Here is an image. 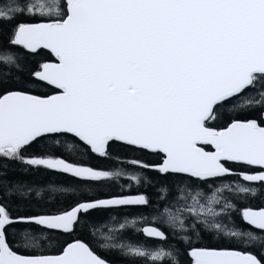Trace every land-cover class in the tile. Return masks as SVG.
Returning a JSON list of instances; mask_svg holds the SVG:
<instances>
[{
	"label": "snow or ice",
	"instance_id": "obj_1",
	"mask_svg": "<svg viewBox=\"0 0 264 264\" xmlns=\"http://www.w3.org/2000/svg\"><path fill=\"white\" fill-rule=\"evenodd\" d=\"M14 20L0 31V159L80 191L49 203L0 174V264H114L97 249L124 264H264V0H0V23ZM42 50L52 58L22 62ZM115 143L156 157L128 177L159 185L155 208L146 191H101L123 173L91 160ZM132 207L155 213L119 225H142L143 241L34 235Z\"/></svg>",
	"mask_w": 264,
	"mask_h": 264
},
{
	"label": "trees",
	"instance_id": "obj_2",
	"mask_svg": "<svg viewBox=\"0 0 264 264\" xmlns=\"http://www.w3.org/2000/svg\"><path fill=\"white\" fill-rule=\"evenodd\" d=\"M4 2H8V0H4ZM17 2H22V0H17ZM32 2V0H29ZM19 21H27V17L19 16L17 18ZM17 20H14L11 24L9 23H0V31H2L3 38L6 40L8 36L9 29L15 24ZM52 57L49 55L47 50H42L39 56H25L22 61L25 64H35L37 61L42 59H51ZM14 71V69H9ZM37 94H44L42 91ZM237 118H246L244 114H238ZM247 118H255V116H248ZM214 126H223V123H218ZM143 159V160H152L155 159L153 155L146 152H138L134 149L123 146L119 143H115L112 145V156L108 159L96 158L93 157L91 160L92 166L103 167L106 170L110 171H120L123 173L121 177L111 182V187H104L101 189L102 192L107 193L111 192H123L125 195H135L137 191H146L154 201L153 207L155 208L157 205L156 201V189L159 185L153 186H140L139 188L132 184V188L129 189L128 185L132 183L128 177L132 174H136L139 169L135 168L130 164L132 159ZM0 174L4 175V179L13 182H21L35 190H43L44 198L51 203V201L56 199H64L69 198L68 203H71V198L74 194H78L80 191V182L76 180L74 177L52 172L46 171L44 169H31L25 168L21 163L8 161L0 159ZM149 178L155 177V173H147ZM232 180H224L217 181L218 186L220 183H232ZM58 189V191H53L52 189ZM59 189H63L64 191H59ZM210 194V193H209ZM254 204L259 203V201H254ZM67 207V204L62 205ZM10 207H15V202L11 203ZM162 211V207L160 208ZM143 213L144 215L155 214L150 208H123L118 211H111L108 213L101 214V218L98 222L93 224H89L86 228L81 225L78 226L77 231L74 236H68L58 233H45L43 236L39 233H34L39 239V242L44 246H50L56 244L57 241L62 244L64 241H71L73 238H84L86 241H91L95 244H103L105 243V235H115L117 238V242L123 243H136L139 241H143L144 237L140 236L136 232V228L142 227V225L137 224L135 226L128 225L125 230H120L119 225L125 222V217L128 219L133 218L137 214ZM114 218V219H113ZM20 243H24V240L21 237H18ZM154 241H149L148 246L154 245ZM213 246L225 247L228 246L226 242L221 243L218 241H212ZM98 253L107 258L114 261V264H124V261L115 255H108L106 252H100L97 249ZM50 254H55L52 252Z\"/></svg>",
	"mask_w": 264,
	"mask_h": 264
}]
</instances>
